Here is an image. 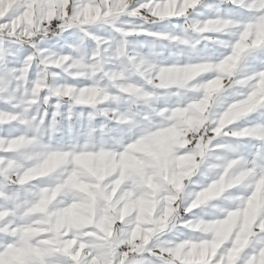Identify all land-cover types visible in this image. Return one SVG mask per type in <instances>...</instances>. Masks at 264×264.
Returning a JSON list of instances; mask_svg holds the SVG:
<instances>
[{
  "label": "clouds",
  "instance_id": "obj_1",
  "mask_svg": "<svg viewBox=\"0 0 264 264\" xmlns=\"http://www.w3.org/2000/svg\"><path fill=\"white\" fill-rule=\"evenodd\" d=\"M135 3L32 0L29 7L25 0H0V19L15 14L0 23V146L27 138L24 152L5 153L22 169L50 152L85 145L96 150L102 141L120 151L150 125L174 123L165 116L178 104L199 103L207 113L203 130L190 132L175 155L192 152L201 141L209 151L179 180L161 182L163 202L150 226L151 239L145 237L143 264H178L171 253L189 241L211 249L214 264H264V207L254 223L236 224L230 233L214 227L247 206L256 182L264 180V124L255 123L264 119V104L241 111L257 77L264 79L259 70L264 67V0H175L167 17L158 10L168 0L143 11ZM179 16L185 17L182 23L172 19ZM161 21H167L169 38L143 35ZM189 58L191 63L173 62ZM177 63L204 70L180 94L158 80L161 68ZM233 113L241 118L225 131L224 117ZM25 152L35 159L24 160ZM230 162H238L228 174L234 186L206 202L204 192ZM72 167L69 160L65 170ZM25 215L12 218L17 228L28 223ZM26 247L22 231L3 230L0 257ZM27 264L39 262L29 257Z\"/></svg>",
  "mask_w": 264,
  "mask_h": 264
},
{
  "label": "rangeland",
  "instance_id": "obj_2",
  "mask_svg": "<svg viewBox=\"0 0 264 264\" xmlns=\"http://www.w3.org/2000/svg\"><path fill=\"white\" fill-rule=\"evenodd\" d=\"M174 10L175 0H168L158 14L167 17ZM166 38H169L166 33L157 34V39ZM202 75L204 70L199 66L177 63L161 68L158 80L176 88L180 94L190 81ZM254 88V94L241 111L255 110L264 104V79L257 78ZM169 112L165 120L174 123L150 125L135 142L120 141L121 145L127 143L120 151L105 146L102 141L96 150L85 145L77 146L79 150L72 152H50L37 160L32 168L22 169L19 160L9 159L4 154L24 152L28 147L27 138L15 145L0 146V236L4 229L9 233L16 229L22 231L29 242V247L17 248L10 257H0V264H6L9 259L11 264H27L29 257L38 260L39 264H53V261L55 264H88L94 259L97 264L107 260L112 264H143L145 237L151 239L150 226L159 218L156 214L163 202L161 182L179 180L194 160H202L209 151L205 141H201L192 152L175 155V149L187 142L185 137L193 130L201 129L202 118L207 113L199 103H193L189 108L178 104ZM240 118V113L225 116L224 130ZM123 153L132 163L124 166L125 162L121 163L110 171L107 162L111 156H122ZM186 158L188 162H185ZM34 159L25 152L24 160L31 162ZM69 160L73 167L66 171ZM236 163L223 166L222 178L203 194L206 202L218 199L223 191L234 186L228 174ZM37 173L39 180L35 178ZM52 177L55 179L40 183ZM263 181L256 182L255 195L247 206L236 208L223 223L214 226L217 231L227 234L236 224L256 221L264 207ZM69 196L70 202L66 204ZM18 212L21 215L27 213L24 218L28 221L19 228L12 219ZM129 243L136 245L121 260L118 255L129 247ZM171 255L178 264H214L211 249L206 250L195 241L176 248Z\"/></svg>",
  "mask_w": 264,
  "mask_h": 264
},
{
  "label": "snow or ice",
  "instance_id": "obj_3",
  "mask_svg": "<svg viewBox=\"0 0 264 264\" xmlns=\"http://www.w3.org/2000/svg\"><path fill=\"white\" fill-rule=\"evenodd\" d=\"M25 2H26V5L29 6V7L32 4V0H25ZM159 3H162V0H136V3L134 4V7L141 8V10L143 11L144 9H154L156 7V5L159 4ZM141 6H143V8ZM189 11H191V9H189ZM209 11H210V9H209ZM206 18L214 19L215 16L209 15ZM10 19H15V14L14 13H10V15L8 17H5L4 19H0V23L8 22ZM172 19L182 23L184 21L185 17L184 16L172 17ZM166 23H167V21H161L157 28H146V30L143 32V35L145 37H147L148 39H150V40H156L157 39V34L165 33V32L168 31V29L165 27ZM229 53H230V50L222 53L221 54V58H223L224 55H228ZM173 62L191 63L192 60H191V58H189L186 61H173ZM259 70L260 71H264V67L260 68ZM257 78H259V77H257ZM255 83L256 82H254V86H255ZM254 86L250 89L252 94H254V91H255ZM241 98H243V97H239V96L237 97V99H241ZM255 115H258V113L255 114ZM255 123L264 124V119H257L255 121ZM244 126H250V125H244ZM125 251H127V249H125ZM53 264H55L54 261H53Z\"/></svg>",
  "mask_w": 264,
  "mask_h": 264
},
{
  "label": "bare ground",
  "instance_id": "obj_4",
  "mask_svg": "<svg viewBox=\"0 0 264 264\" xmlns=\"http://www.w3.org/2000/svg\"><path fill=\"white\" fill-rule=\"evenodd\" d=\"M227 130V129H226ZM225 130V131H226ZM187 143V142H186ZM185 143V144H186ZM184 144V145H185ZM121 154V153H120ZM124 154V153H123ZM88 158V157H87ZM86 158V159H87ZM107 158H110V156H108ZM85 159V160H86ZM131 159H129L127 156H125V154L124 155H122V156H111V159L107 162L108 164H109V170L110 171H113V169L114 168H116L117 166L119 167V165L121 164V163H124V164H122L123 166L124 165H126L127 163H132L131 161H130ZM93 161V160H92ZM189 161V159L188 158H186L185 159V162H188ZM95 165V164H94ZM90 166V165H89ZM125 169H129V167H125ZM123 170V169H122ZM45 171V170H44ZM264 182V181H263ZM262 185V184H261ZM149 217H151V214H147ZM64 218V217H63ZM65 219V218H64ZM101 219H103V218H101ZM61 220V219H60ZM59 220V221H60ZM103 224V223H102ZM108 226H110V228H111V224H108ZM129 245V247L127 248V251H125L124 250V252L123 253H120L119 255H118V257L121 259V260H123L124 259V257L126 256V255H128L132 250H133V248H134V246L136 245V244H131V243H129L128 244ZM88 253V252H87ZM109 253H111V252H109ZM87 255V254H86ZM106 256V255H105ZM83 257H85V255L83 256ZM108 257H109V255H108ZM110 258V257H109ZM103 259V258H102ZM107 259V258H106ZM88 260V259H87ZM87 260H85V261H87ZM97 260V259H96ZM101 262V261H100ZM88 264H97V263H95V259L91 262V261H89V263ZM99 264H112V261L111 260H107V261H105V262H103V263H99Z\"/></svg>",
  "mask_w": 264,
  "mask_h": 264
}]
</instances>
